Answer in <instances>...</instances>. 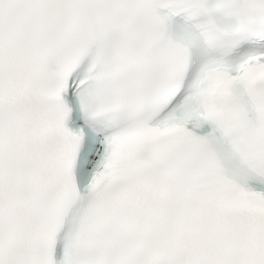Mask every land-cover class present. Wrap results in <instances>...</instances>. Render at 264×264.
<instances>
[{
    "label": "snow or ice",
    "instance_id": "obj_1",
    "mask_svg": "<svg viewBox=\"0 0 264 264\" xmlns=\"http://www.w3.org/2000/svg\"><path fill=\"white\" fill-rule=\"evenodd\" d=\"M0 264H264V0H0Z\"/></svg>",
    "mask_w": 264,
    "mask_h": 264
}]
</instances>
